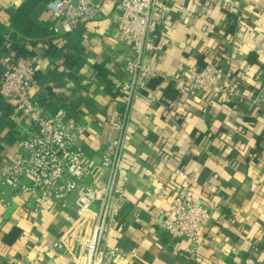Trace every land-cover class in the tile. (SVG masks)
Here are the masks:
<instances>
[{
  "label": "crops",
  "instance_id": "crops-1",
  "mask_svg": "<svg viewBox=\"0 0 264 264\" xmlns=\"http://www.w3.org/2000/svg\"><path fill=\"white\" fill-rule=\"evenodd\" d=\"M28 1L0 0V81L10 60L33 56L31 100L48 113L64 108L69 121L87 125L78 146L98 165L108 108L118 100L112 77L126 78L132 54L118 30L121 0H87L98 14L70 34L48 8L57 0H34L29 19L37 31L27 33L15 18ZM166 2L172 14L145 58L164 77L134 98L120 172L126 201L108 245L139 248L137 259L122 264H264V111L242 99L180 96L173 82L188 68L218 61L234 75L228 84L249 95L264 61V0ZM26 126L0 97V163ZM180 189L214 205L198 246L170 241L164 216L153 217L171 209ZM75 217L74 209L68 220L33 201L0 206V264H72L60 246Z\"/></svg>",
  "mask_w": 264,
  "mask_h": 264
},
{
  "label": "built area",
  "instance_id": "built-area-1",
  "mask_svg": "<svg viewBox=\"0 0 264 264\" xmlns=\"http://www.w3.org/2000/svg\"><path fill=\"white\" fill-rule=\"evenodd\" d=\"M49 10L61 20L62 30L70 34L93 21L98 9L87 0H57ZM118 30L124 44L132 51L123 67L126 78L112 77L118 100L108 108L103 153L98 165L86 161L78 146L88 133V126L74 124L64 108L53 113L31 100L37 83L34 57L28 53L10 60L0 81V97L12 106L28 126L0 163V206L8 208L20 200L35 202L40 209L56 212L69 220L75 210L74 223L61 240L64 258L72 264H122L137 259L139 248L127 251L108 245L112 230L119 225L120 208L126 201L120 183L123 150L127 138V121L137 93L147 91L157 73L146 62L148 44L161 32L162 24L173 8L166 0H121ZM234 75L215 61L203 68L191 67L173 79L180 96L211 95L225 103L235 99L249 101L264 111V61L254 77V89L245 95L231 85ZM122 107L123 110H120ZM71 204H74L72 206ZM212 202L191 198L180 189L161 227L170 241H187L198 246L210 221ZM72 242L73 248L66 243ZM20 264H44L37 259Z\"/></svg>",
  "mask_w": 264,
  "mask_h": 264
},
{
  "label": "trees",
  "instance_id": "trees-1",
  "mask_svg": "<svg viewBox=\"0 0 264 264\" xmlns=\"http://www.w3.org/2000/svg\"><path fill=\"white\" fill-rule=\"evenodd\" d=\"M34 2V0H29L25 5H23V7L16 14L15 18V21L20 23L29 34L31 30L37 31L36 25L33 24L29 19L31 11L34 8Z\"/></svg>",
  "mask_w": 264,
  "mask_h": 264
}]
</instances>
